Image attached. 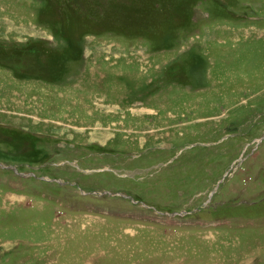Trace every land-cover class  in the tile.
<instances>
[{"label":"rangeland","instance_id":"374dc122","mask_svg":"<svg viewBox=\"0 0 264 264\" xmlns=\"http://www.w3.org/2000/svg\"><path fill=\"white\" fill-rule=\"evenodd\" d=\"M0 264H264V0H0Z\"/></svg>","mask_w":264,"mask_h":264}]
</instances>
